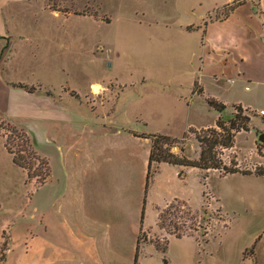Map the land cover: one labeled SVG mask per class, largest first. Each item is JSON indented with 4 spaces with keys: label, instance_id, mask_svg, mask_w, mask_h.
Here are the masks:
<instances>
[{
    "label": "rangeland",
    "instance_id": "rangeland-1",
    "mask_svg": "<svg viewBox=\"0 0 264 264\" xmlns=\"http://www.w3.org/2000/svg\"><path fill=\"white\" fill-rule=\"evenodd\" d=\"M53 9L60 14L50 12ZM157 9L163 11L152 0H16L0 5L5 20L11 19L7 23L14 36L11 56L17 81L45 87L48 94L68 93L76 100L57 123L44 122L38 129L33 122L14 124L35 139L39 145L35 152L49 162L53 179L44 186L13 163L5 148L10 122L0 118V264L33 263V240L40 231L36 207L45 209L57 199V193L64 190L65 172L77 176V182L84 173L106 176L107 189L99 201L95 198L92 204V197L69 199L77 208L84 203L102 206L109 222L112 209L121 207L115 221L120 230L114 240H97L101 261L90 255L86 261L82 250L63 240L74 250L75 260L59 264H134L145 197L144 226L150 228L158 221L156 205L171 194L183 199L172 202L165 212L167 229L156 227L141 233L138 264H264V177L254 176L256 171L264 172V142H260L264 115L260 110L250 115V132L237 133L234 147L220 155L225 166L252 175L226 176L219 171L182 168L184 174L179 171L182 177L177 179L176 169L166 165L159 168L146 190L142 167L150 144L125 132L178 139L172 153L180 154L183 149L182 156L198 160L201 148L195 131L215 127L218 115L205 99L194 103L192 98L193 109L186 110L183 100L191 101L195 77L190 78V71L157 52L149 58L135 50L136 32L145 28L141 26L143 15L154 19ZM143 78L183 83L170 90L152 81L142 84ZM95 83L102 85L91 87ZM227 84L228 79L223 80L225 88H229ZM203 85L210 95L215 92L211 79H203ZM161 87L165 90L160 91ZM250 89L248 96L255 94L252 86ZM259 109L264 110V99ZM231 113L234 110L229 109L226 117L231 118ZM11 141L15 146L21 144L16 135ZM71 146L81 151L80 160L75 162L77 166L66 167L65 155L68 162L76 161L75 152L67 150ZM31 162V173L44 175L45 167L33 158ZM170 221L180 228L178 233L193 236H168L175 230ZM164 240H169L166 252L152 244H164ZM5 246L9 250L3 262ZM84 247L90 249L89 244Z\"/></svg>",
    "mask_w": 264,
    "mask_h": 264
},
{
    "label": "crops",
    "instance_id": "crops-1",
    "mask_svg": "<svg viewBox=\"0 0 264 264\" xmlns=\"http://www.w3.org/2000/svg\"><path fill=\"white\" fill-rule=\"evenodd\" d=\"M12 1L15 2L16 0H0V5L12 3ZM152 1L160 4L163 11L159 12L157 9L154 19L146 18L143 15L145 21L142 20L141 26L144 24L143 27L145 28L137 30L134 38H138V41L133 45L137 53L142 56L147 55L152 58L157 52L163 57H168L171 64H179L190 71L189 73L192 74L190 78L195 76L192 81L191 101L187 103L186 99L183 100L186 110L192 111L193 108L190 106L193 102L192 98H195L194 103L197 99H205L206 101L208 98H213L227 107L226 113L229 109L233 110L234 106H240L249 113L260 110V114L264 115V110L259 109L260 101L264 99V0ZM235 2L241 4L227 19L222 20L216 17L223 12L225 7L231 6ZM1 11L0 118L18 125L21 122H33L37 129L44 122H59L58 119L66 117V113L71 110L69 107L75 104L74 96L68 93L62 95L48 94V92H44L45 87H35L17 81L16 65L13 61L14 57L11 56L14 36L9 30L11 25L8 27L7 23L11 19L5 20ZM50 12L55 15L60 14V12L53 10H50ZM89 18L95 19L93 16ZM188 28L192 29L188 30ZM203 79H211L215 91L211 93L212 95L206 91ZM226 79H228L227 86L229 88L222 85L223 80ZM142 81V84L152 81V84L166 86L165 89L170 90L178 89L179 84L183 83V81L178 82L171 78H168V80L163 79V81L158 80L157 82L143 78ZM196 82L202 89L203 95H199L198 92L194 91ZM18 84L33 87L36 91L35 93H29L24 89L17 88L16 85ZM100 85L102 83H95L91 87L94 88ZM250 86L253 87L255 94L248 96L247 93L251 90ZM95 89L100 90L99 88ZM165 89L161 87L160 91ZM218 119L219 114L216 121ZM60 122L63 123V121ZM125 133L129 137H133L134 140L150 144L151 149V141L139 137L143 134L131 131ZM72 146L76 147L75 144H72ZM72 146L67 150L70 149L71 154H73V151L75 152L76 161H73V163L68 162L67 158L69 156L65 155L64 165L66 167L70 165L77 166L78 164H75V162L80 160L79 152L81 151H77ZM58 149L63 150L60 146H58ZM149 156L150 150L145 154L142 167L146 176V184ZM86 160L88 162V158ZM166 165L162 164L159 168L161 169ZM174 168L176 169L177 179H180L182 176L180 177L178 174L179 171H182V168ZM76 177L65 172L64 190L57 193V199L45 209L36 207L35 220L38 222L40 231L35 234L33 240L32 264H59L68 260L73 262L75 260L74 250L69 249V246L63 240H69L68 245H74L75 249L82 250L81 253L84 259L88 258L86 261H90L87 255H90L92 259L101 261L102 255L98 252L97 240H114L112 237H116V230H120L118 229L120 225H115V221L119 219L121 207L112 209L114 214L109 222L107 210L102 206L92 205L95 203V198L99 201V198L107 189L106 176H101L98 172L92 176L84 173L79 182L76 181ZM52 179L53 177L50 175L48 181L41 186L48 184ZM119 181L121 183L120 179ZM77 197H82L84 200L87 197H92L93 202L92 204L84 203L81 208H77L72 206L73 201L69 199L74 198L76 200ZM146 198L147 196L141 211V232L150 228H158L160 213L167 209L172 202L183 199L176 194L168 195L162 204L155 207L157 224L148 228L144 226ZM143 210L145 214L142 223ZM85 244H89L90 249L85 248Z\"/></svg>",
    "mask_w": 264,
    "mask_h": 264
},
{
    "label": "trees",
    "instance_id": "trees-1",
    "mask_svg": "<svg viewBox=\"0 0 264 264\" xmlns=\"http://www.w3.org/2000/svg\"><path fill=\"white\" fill-rule=\"evenodd\" d=\"M240 2H235L231 6L225 7L223 12L225 11L224 16L221 18L222 20L227 19L230 14L240 5ZM53 11H58L53 9ZM219 18V17H218ZM192 28H188L191 30ZM17 88L24 89L29 93H35V89L33 87L24 86L22 84L16 85ZM194 91L198 92L199 95H203V91L200 88L199 84L196 82L194 84ZM206 103L208 106L216 111L219 114V119L216 121L215 127L208 128L201 131H195L196 139L200 144L201 152L198 160H191L184 153V150L181 149L180 154L172 153L171 149L180 143L178 139L171 138L169 136L164 135H140L139 137L144 139H149L152 143L150 149L149 163H148V174H147V184L146 190H148L151 181L155 177V175L159 171V167L162 164H167L173 167H180L184 169H196L201 172L205 171H219L223 172L226 176L233 174H242L245 176L252 175L251 173L241 172L236 166L234 168H230L225 166L223 161L221 160V151L231 149L235 145V137L237 133L241 132H250V124H251V116L253 113H249L242 109L240 106H234V114H231V118L226 117L227 107L221 102L208 98L206 99ZM227 119V120H226ZM1 127V126H0ZM1 129V128H0ZM190 132V130H189ZM8 135L6 136V144L5 148L9 155L12 156L13 163L19 168L28 171V177L37 179L40 181V186L45 184L51 175L50 165L48 161L42 159L35 151L38 148V145L34 138H32L24 128H21L14 124H8ZM12 135H16V138H19L21 144L15 146L11 141ZM186 136V135H184ZM15 146V147H14ZM30 153V157H25L24 154ZM34 159L35 162H39L40 166L45 167L44 175H33L31 173L34 162H31V159ZM254 176L264 177V172L256 171ZM172 204L162 211L159 215V229H167L168 226V217L166 218L165 212L171 208ZM144 210L142 213V223L144 220ZM170 226L175 228L174 232L170 231L168 236H175L177 238H182L186 236H193L191 233L187 235H182L178 233L177 224L173 221L169 222ZM191 232L195 231L190 229ZM140 231L139 239L137 242L136 253L134 258V264H138L139 252L141 247V234ZM145 240V239H143ZM164 244H160L159 241L152 242V244L160 251L166 252L169 245V240H164ZM9 249L6 248L3 250L2 261L6 260L5 252Z\"/></svg>",
    "mask_w": 264,
    "mask_h": 264
},
{
    "label": "water",
    "instance_id": "water-1",
    "mask_svg": "<svg viewBox=\"0 0 264 264\" xmlns=\"http://www.w3.org/2000/svg\"><path fill=\"white\" fill-rule=\"evenodd\" d=\"M260 142H262V143L264 142V135L260 136Z\"/></svg>",
    "mask_w": 264,
    "mask_h": 264
},
{
    "label": "built area",
    "instance_id": "built-area-1",
    "mask_svg": "<svg viewBox=\"0 0 264 264\" xmlns=\"http://www.w3.org/2000/svg\"><path fill=\"white\" fill-rule=\"evenodd\" d=\"M263 114V113H262Z\"/></svg>",
    "mask_w": 264,
    "mask_h": 264
}]
</instances>
